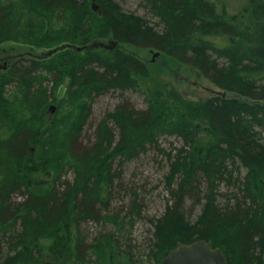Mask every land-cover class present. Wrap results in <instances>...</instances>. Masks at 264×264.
<instances>
[{
    "label": "trees",
    "instance_id": "16d2710c",
    "mask_svg": "<svg viewBox=\"0 0 264 264\" xmlns=\"http://www.w3.org/2000/svg\"><path fill=\"white\" fill-rule=\"evenodd\" d=\"M143 1L152 24L115 0H0V44L43 50L0 71V264H160L197 240L221 249L226 264H264V143L255 130H264V0L234 11L224 0ZM108 41L115 46H93ZM124 46L155 49L229 95L189 99L155 83ZM111 91L136 93L145 107L106 112L90 140L92 101ZM165 136L183 146L165 176L171 204L152 221L142 260L119 236L139 214L135 198L124 218L110 202L124 164L159 150ZM222 187L231 194L219 203ZM186 199L202 204L192 223ZM85 222L113 229L86 239Z\"/></svg>",
    "mask_w": 264,
    "mask_h": 264
},
{
    "label": "rangeland",
    "instance_id": "374dc122",
    "mask_svg": "<svg viewBox=\"0 0 264 264\" xmlns=\"http://www.w3.org/2000/svg\"><path fill=\"white\" fill-rule=\"evenodd\" d=\"M115 1L124 13L144 17L150 20L151 24L156 21L150 15L143 0ZM224 1L230 11L236 10L244 2V0ZM156 30L159 31V27H156ZM125 49L133 52L146 63L150 76L155 83H170L189 99L202 100L217 93H223L191 66L163 55L155 49L134 46H128ZM42 52V49L29 46L20 41H6L0 44V71L9 69L12 64L19 66L22 63L25 65L29 60L39 57ZM155 53H158V55L153 57ZM12 90L13 86L8 89V92ZM223 94L229 95L227 93ZM61 95H63V88L59 91V96ZM125 102L135 108L143 109L145 107L142 97L131 92L111 91L95 98L92 101L91 114L85 126V134H83L90 136L91 140L93 127L104 114ZM53 110H55L54 105L48 108L50 113H53ZM255 130L260 132V140L264 143V130L256 127ZM158 146L159 150L156 148L148 149L124 164L120 179L114 181V195H112L109 208L113 214L124 218L127 216V212L135 198L139 214L134 216L133 227H124L119 236H123L127 240L126 245L132 249L134 258L142 260H145L150 247L153 232L152 221L160 218L166 205L171 204L165 184V176L169 172V162L175 158L177 150L183 146V143L175 136H165L159 139ZM66 177L71 178V173H68ZM175 185L173 184V188H175ZM229 194H231V190L222 187L218 202L223 203L225 197ZM13 198L16 201L20 200V196H14ZM201 209L202 204H195L190 199H186L183 205L184 215L191 223L199 216ZM80 226V231L83 232L86 239L93 237L100 229L107 232L113 229L110 224L103 226L102 223L94 222H85ZM0 248L2 252L0 258H2L7 253V248L2 243H0Z\"/></svg>",
    "mask_w": 264,
    "mask_h": 264
},
{
    "label": "water",
    "instance_id": "95a60500",
    "mask_svg": "<svg viewBox=\"0 0 264 264\" xmlns=\"http://www.w3.org/2000/svg\"><path fill=\"white\" fill-rule=\"evenodd\" d=\"M93 10H97L96 5H92ZM114 41L108 44L97 43L93 46L112 48ZM88 46L76 47L77 50L87 49ZM158 55L155 53L153 57ZM160 264H226L223 252L219 248H213L210 242L197 240L192 243H178L177 246L162 258Z\"/></svg>",
    "mask_w": 264,
    "mask_h": 264
},
{
    "label": "bare ground",
    "instance_id": "6f19581e",
    "mask_svg": "<svg viewBox=\"0 0 264 264\" xmlns=\"http://www.w3.org/2000/svg\"><path fill=\"white\" fill-rule=\"evenodd\" d=\"M93 9V8H92Z\"/></svg>",
    "mask_w": 264,
    "mask_h": 264
}]
</instances>
